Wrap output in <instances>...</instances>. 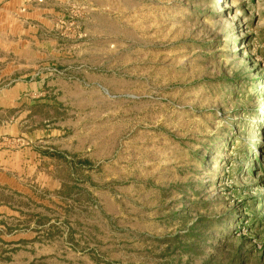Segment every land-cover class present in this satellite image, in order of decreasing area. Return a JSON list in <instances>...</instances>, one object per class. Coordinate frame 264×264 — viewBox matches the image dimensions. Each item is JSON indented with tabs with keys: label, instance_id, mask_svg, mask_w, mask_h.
<instances>
[{
	"label": "rangeland",
	"instance_id": "obj_1",
	"mask_svg": "<svg viewBox=\"0 0 264 264\" xmlns=\"http://www.w3.org/2000/svg\"><path fill=\"white\" fill-rule=\"evenodd\" d=\"M20 3L0 12V264H264V0Z\"/></svg>",
	"mask_w": 264,
	"mask_h": 264
},
{
	"label": "crops",
	"instance_id": "obj_2",
	"mask_svg": "<svg viewBox=\"0 0 264 264\" xmlns=\"http://www.w3.org/2000/svg\"><path fill=\"white\" fill-rule=\"evenodd\" d=\"M22 2L20 3V9L19 11L20 12H26L27 9H28V6L25 5V3H27L29 0H4L3 4L1 3L0 1V12H3V10L1 9V7H5L6 8H15V4L18 3V2ZM40 2H43V3H46L47 0H39ZM32 39L30 38V41H24V44H29V43H32ZM8 125L3 127V130H7V132L5 133V135H8V137H17V136H21L23 138H26L28 139L27 141H29L30 137H29V133L27 132H23L22 130V126H19L18 123H12L11 121L7 123ZM28 143H32L31 140L28 142ZM27 143V144H28ZM27 148H25L26 150ZM29 149H32V148H29ZM27 154L30 155V156H33L35 153H33L32 151H27ZM40 156V160L41 161H46V156H42V155H39ZM44 157V159H43ZM74 166L75 168L77 167H81L82 170L84 171L85 174H88V178L90 179L92 176H93V173L95 172V160H94V157L90 155H78L76 157V161H74ZM80 168V169H81ZM78 181V179H76ZM93 180V179H92ZM81 181V180H79ZM94 181V180H93Z\"/></svg>",
	"mask_w": 264,
	"mask_h": 264
},
{
	"label": "trees",
	"instance_id": "obj_3",
	"mask_svg": "<svg viewBox=\"0 0 264 264\" xmlns=\"http://www.w3.org/2000/svg\"><path fill=\"white\" fill-rule=\"evenodd\" d=\"M253 161H255L254 162L255 164H257V162H258V160H253ZM261 164L262 163H259V165H257V166H261ZM252 172L254 173V172H256V170H253ZM262 205L264 206V201H262ZM249 218L252 221L259 220L260 222H262V221L264 222V215L263 216H259V215L255 214V213H252V216H249ZM229 237H230V234H229ZM231 237H232V235H231Z\"/></svg>",
	"mask_w": 264,
	"mask_h": 264
}]
</instances>
